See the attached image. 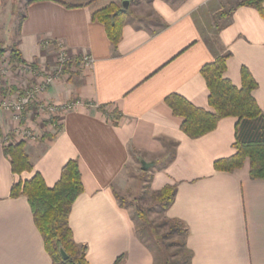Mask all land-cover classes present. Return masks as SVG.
<instances>
[{"label":"crops","instance_id":"0c3cea01","mask_svg":"<svg viewBox=\"0 0 264 264\" xmlns=\"http://www.w3.org/2000/svg\"><path fill=\"white\" fill-rule=\"evenodd\" d=\"M98 1L72 7L32 2L12 38L26 63L52 68L58 44L72 55L89 54L92 62L64 72L45 93L55 103H75L56 128L37 112H25L41 134L25 141L31 170L11 171L2 137L6 131L13 137L15 123L0 115V264H52L26 196L11 197L10 188L36 172L52 187L69 159L78 162L83 191L68 223L89 264H113L119 256V264L156 261L116 198V184L137 162L150 175L151 191L176 185L164 216L186 226L188 264H264V179L250 178L248 160L233 171L213 166L235 153L237 118L223 117L213 130L191 138L166 102L176 94L212 111L200 70L229 52L224 77L240 87L246 67L257 82L252 95L264 110V2L262 12L242 5L220 15L232 0H140V10L132 13L128 6L114 46L104 24L91 18L107 4L95 6ZM2 6L0 0V25Z\"/></svg>","mask_w":264,"mask_h":264},{"label":"trees","instance_id":"16d2710c","mask_svg":"<svg viewBox=\"0 0 264 264\" xmlns=\"http://www.w3.org/2000/svg\"><path fill=\"white\" fill-rule=\"evenodd\" d=\"M36 1L42 0H26L24 8ZM52 1L67 7L78 5L71 0ZM263 2L264 0H238L226 11L220 12V15L230 14L235 7L242 5L255 7L262 12ZM128 12L122 10L121 3L110 1L94 10L91 18L104 24L110 42L116 46L121 38L122 26ZM24 17L23 13L18 23V29ZM3 52L4 48L0 44V56ZM229 55L230 53L227 52L217 56L212 62L203 65L200 70L209 91L208 105L212 108V111L195 107L176 94L166 97V102L171 107L173 114L183 118L180 128L191 138L199 137L213 130L223 117H236L235 153L229 157L215 160L213 163L214 169L233 171L241 168L244 162L248 160L250 178L264 179V110L258 106L252 95V90L257 86V82L244 66L240 70V87L235 86L229 79L225 78L223 73L226 68V58ZM9 60L14 65L25 62L15 41L9 44ZM24 145L25 141L10 142L3 145L4 154L10 161L11 171L15 174L32 169ZM82 191L81 174L76 159H69L62 166L59 179L52 187H47L42 176L36 172L30 179L17 181L10 188L11 197L26 196L34 224L42 236L44 248L50 256L52 264H89L85 257V246L74 241L68 223L72 204ZM150 192L164 214V211L174 201L176 185L166 184L161 189L150 190ZM116 198L120 206H125L117 193ZM136 213L142 221H145L141 208L136 207ZM164 222L167 231L162 234H155L154 241L158 246L166 247L164 240L168 235L175 232L180 234L183 248L180 261L182 264H188L190 252L185 243L188 233L186 226L179 219L165 216ZM143 240L153 250V247L145 239ZM59 246H62L65 250L68 256L66 259H63L60 255ZM119 261L120 256L116 258L113 264H119ZM167 263H169L168 259L164 264Z\"/></svg>","mask_w":264,"mask_h":264},{"label":"rangeland","instance_id":"374dc122","mask_svg":"<svg viewBox=\"0 0 264 264\" xmlns=\"http://www.w3.org/2000/svg\"><path fill=\"white\" fill-rule=\"evenodd\" d=\"M2 1L3 6L1 11H3L2 13L4 15V20L1 23L2 25H0V44L4 48V52L1 56H3L5 59H8L9 44L12 42V38L15 37L17 33L18 23L22 14L24 13V5L26 0ZM71 1L85 2L87 0ZM110 1L112 0H99L97 3H95V6H102L103 4L109 3ZM115 1L118 4L122 2L121 0ZM236 1L238 0H232L230 5L234 4ZM128 6L129 11L134 13V11L140 10L143 6H145V2L141 3L140 0H131ZM142 11L145 10L142 9ZM128 18H133V16H128ZM23 78L26 77L15 72L12 73L10 77L11 81L15 85L22 88L24 87L23 85H25L26 87L30 83H28L27 81L26 84H23L25 83ZM29 110L36 113V109L34 106L33 108L30 107L29 109H27L26 112H28ZM39 117H41V115H39ZM6 133H8V131H6ZM141 168L142 167L139 162L128 166L126 172L123 174L122 180H120L121 182L116 184L117 195L125 204V206H127L128 211H130L132 217L135 219L138 233L145 239L148 244L153 247V252L155 253L156 257L155 264H164L167 259L169 261V263L167 264H182L180 260L182 257L183 248L181 245L180 234L175 232L168 235V237H166L164 240L165 245H167L166 247L158 246L153 239L155 234L165 233L167 231V226L164 222L163 211L148 189V180L150 175L146 172H143ZM136 207L141 208L145 221H142L137 216Z\"/></svg>","mask_w":264,"mask_h":264},{"label":"built area","instance_id":"2783aa9c","mask_svg":"<svg viewBox=\"0 0 264 264\" xmlns=\"http://www.w3.org/2000/svg\"><path fill=\"white\" fill-rule=\"evenodd\" d=\"M91 62L92 58L89 54L72 55L60 44L52 68L26 62L14 65L9 58L0 56V115L7 114L15 123L12 130L13 137L10 133H4L3 143L7 145L11 141H33L41 137L24 115L27 109L33 106L38 116L41 115L50 127L56 128L62 114L73 108L75 103L58 104L45 98V93L55 78L71 71L72 67L78 66V70L86 68ZM14 72L29 79V85L23 89L15 85L10 79Z\"/></svg>","mask_w":264,"mask_h":264},{"label":"water","instance_id":"95a60500","mask_svg":"<svg viewBox=\"0 0 264 264\" xmlns=\"http://www.w3.org/2000/svg\"><path fill=\"white\" fill-rule=\"evenodd\" d=\"M128 5H129V0H122V2H121L122 10L127 11ZM59 253L63 259H66L68 257L62 246H59Z\"/></svg>","mask_w":264,"mask_h":264}]
</instances>
